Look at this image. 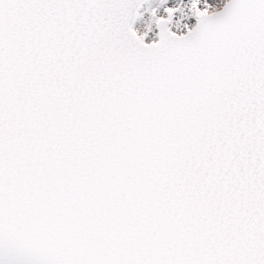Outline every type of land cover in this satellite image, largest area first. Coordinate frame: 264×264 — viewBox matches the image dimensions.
Returning a JSON list of instances; mask_svg holds the SVG:
<instances>
[{
  "label": "snow or ice",
  "instance_id": "1",
  "mask_svg": "<svg viewBox=\"0 0 264 264\" xmlns=\"http://www.w3.org/2000/svg\"><path fill=\"white\" fill-rule=\"evenodd\" d=\"M0 264H264V0H0Z\"/></svg>",
  "mask_w": 264,
  "mask_h": 264
},
{
  "label": "bare ground",
  "instance_id": "2",
  "mask_svg": "<svg viewBox=\"0 0 264 264\" xmlns=\"http://www.w3.org/2000/svg\"><path fill=\"white\" fill-rule=\"evenodd\" d=\"M224 2H225V0H224ZM171 3H176V0H171ZM190 2H188V3H184V4H189ZM223 4H220L219 6H217V7H221ZM161 13L163 14V9H161ZM145 19H147V14H146V16H145ZM177 19H179V17H177ZM195 18H193V20H192V22H191V24L192 25H194L195 24ZM140 23H143V22H140ZM139 26V25H138ZM173 30L175 31L176 29L175 28H173ZM155 32H156V30H155ZM155 32L153 33V34H151L150 35V37H149V40H152L153 38H157V35H155Z\"/></svg>",
  "mask_w": 264,
  "mask_h": 264
},
{
  "label": "rangeland",
  "instance_id": "3",
  "mask_svg": "<svg viewBox=\"0 0 264 264\" xmlns=\"http://www.w3.org/2000/svg\"><path fill=\"white\" fill-rule=\"evenodd\" d=\"M208 2L213 4L214 6H219L220 4L224 3V0H208ZM170 3H171V0H170ZM184 3H186V2H184ZM193 18L191 20H185V23L191 24Z\"/></svg>",
  "mask_w": 264,
  "mask_h": 264
},
{
  "label": "clouds",
  "instance_id": "4",
  "mask_svg": "<svg viewBox=\"0 0 264 264\" xmlns=\"http://www.w3.org/2000/svg\"><path fill=\"white\" fill-rule=\"evenodd\" d=\"M215 10V9H214ZM189 11H190V9H189ZM179 23V19H177V24Z\"/></svg>",
  "mask_w": 264,
  "mask_h": 264
},
{
  "label": "water",
  "instance_id": "5",
  "mask_svg": "<svg viewBox=\"0 0 264 264\" xmlns=\"http://www.w3.org/2000/svg\"><path fill=\"white\" fill-rule=\"evenodd\" d=\"M183 1L187 2V1H189V0H183Z\"/></svg>",
  "mask_w": 264,
  "mask_h": 264
}]
</instances>
